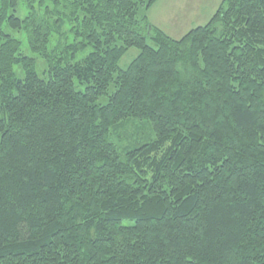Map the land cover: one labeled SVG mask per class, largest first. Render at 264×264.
Returning <instances> with one entry per match:
<instances>
[{
	"label": "trees",
	"instance_id": "obj_1",
	"mask_svg": "<svg viewBox=\"0 0 264 264\" xmlns=\"http://www.w3.org/2000/svg\"><path fill=\"white\" fill-rule=\"evenodd\" d=\"M50 1L0 0V264H264V0L179 40L138 17L157 0Z\"/></svg>",
	"mask_w": 264,
	"mask_h": 264
},
{
	"label": "rangeland",
	"instance_id": "obj_2",
	"mask_svg": "<svg viewBox=\"0 0 264 264\" xmlns=\"http://www.w3.org/2000/svg\"><path fill=\"white\" fill-rule=\"evenodd\" d=\"M43 6L36 8L37 14L43 16V7H51L50 0H43ZM222 0H157L148 10L140 9L138 11V17L146 16L149 24L158 28L166 36L173 40H179L191 29L205 25L213 16ZM60 12L62 10L60 9ZM28 13V10L23 4H19L15 11V15L23 19ZM65 33L67 34L66 42L71 43L74 38L68 34V27L65 24ZM5 33L11 37L17 39L20 43V53L26 57L35 59L36 74L39 78H44V70L46 65L43 59L32 53L29 49L25 34L22 31H14L4 27ZM53 40L49 44V48L52 47L56 36L52 37ZM149 42V41H148ZM92 51L91 47H85L75 58L71 61H79L88 55ZM138 50L135 48L129 49L119 60L118 67L124 70L128 67L130 62L136 57ZM14 73L17 79H24V72L19 67H14ZM77 89L83 90V87ZM113 91L109 89V94ZM106 97H101L98 100V104H105ZM114 131L113 141L123 148L128 145L138 144L152 134L150 125L140 119L131 120L117 125Z\"/></svg>",
	"mask_w": 264,
	"mask_h": 264
}]
</instances>
